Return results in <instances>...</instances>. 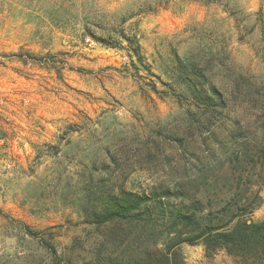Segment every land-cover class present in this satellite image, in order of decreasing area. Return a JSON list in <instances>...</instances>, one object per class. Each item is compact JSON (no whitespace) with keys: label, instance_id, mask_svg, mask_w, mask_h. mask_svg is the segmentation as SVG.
Masks as SVG:
<instances>
[{"label":"rangeland","instance_id":"rangeland-1","mask_svg":"<svg viewBox=\"0 0 264 264\" xmlns=\"http://www.w3.org/2000/svg\"><path fill=\"white\" fill-rule=\"evenodd\" d=\"M167 189L264 222V0H0V264L130 252L92 213Z\"/></svg>","mask_w":264,"mask_h":264},{"label":"trees","instance_id":"trees-1","mask_svg":"<svg viewBox=\"0 0 264 264\" xmlns=\"http://www.w3.org/2000/svg\"><path fill=\"white\" fill-rule=\"evenodd\" d=\"M122 37L133 42L132 38ZM173 199L178 201L179 197L168 189L151 194L123 191L119 196H107L103 208L92 213V223L125 224L131 251L106 254L95 262L82 264H182L176 248L200 242L209 252L226 249L230 254L254 256L264 262V222L242 220L240 213L231 212V205L220 210L228 220L217 219L213 209L206 212L200 198L186 196L172 203Z\"/></svg>","mask_w":264,"mask_h":264}]
</instances>
